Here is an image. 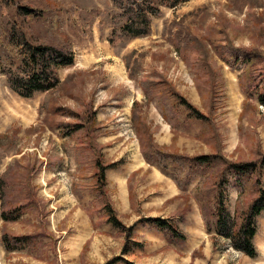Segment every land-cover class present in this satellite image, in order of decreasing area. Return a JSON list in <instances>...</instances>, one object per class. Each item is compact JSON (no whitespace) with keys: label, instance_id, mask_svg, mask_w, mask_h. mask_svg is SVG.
<instances>
[{"label":"rangeland","instance_id":"1","mask_svg":"<svg viewBox=\"0 0 264 264\" xmlns=\"http://www.w3.org/2000/svg\"><path fill=\"white\" fill-rule=\"evenodd\" d=\"M115 12L109 0H0V63L12 53L1 39L10 23L32 43L73 53L72 65L56 70L59 84L30 98L11 91L0 72V211L16 207L27 191L31 202L16 220L0 218V264H264V210L254 217V257L213 238L192 195L198 175L181 191L144 160L132 123L137 115L146 135L186 156L218 152L236 162L264 153V107L254 92L260 85L251 89L255 71L240 78L252 85L244 93L238 79L246 67L231 68L213 55L220 69L212 95L194 59L204 50L264 48V0L160 6L147 34L137 37L119 35ZM152 76L168 81L207 120L187 117L172 97L165 109L139 84ZM85 116L93 118V130L81 126ZM261 181L264 188V169ZM254 184L248 180L240 195L234 181L227 184L230 214L243 212ZM104 202L131 227L128 238L105 220ZM211 211L209 205V223ZM147 217L167 219L184 240L172 239ZM3 233L26 239L6 251Z\"/></svg>","mask_w":264,"mask_h":264},{"label":"trees","instance_id":"2","mask_svg":"<svg viewBox=\"0 0 264 264\" xmlns=\"http://www.w3.org/2000/svg\"><path fill=\"white\" fill-rule=\"evenodd\" d=\"M186 0H109L116 12L112 15L119 35L126 37H137L147 34L149 28V20L151 16H157L160 6L172 7L179 2ZM27 13L28 8L21 7ZM116 30V31H117ZM111 32H115V28ZM6 39L11 47V55L5 64L0 63V72L4 74L8 88L16 95L22 98H30L36 93L46 92L54 89L59 83L56 70L61 67L72 65L73 53L70 49H63L51 44L32 43L22 33L16 29L14 24L10 23L5 26V32L1 39ZM2 39V40H3ZM214 40V39H208ZM233 47V51L224 53H209L206 50L199 52L196 56L195 65L203 70L210 80V92L215 95L213 83L215 81V73L220 67L215 63L213 55L223 60L229 67H246L245 74L240 72L239 86L244 93L249 94L245 89V84L241 81V77L249 78V72L253 73L254 81L251 89L259 86L255 93V100L264 107V48L262 49H239ZM256 60H258L256 62ZM188 65V64H187ZM204 75V74H203ZM247 75V76H246ZM205 76V75H204ZM144 88L148 89L149 96L155 94L157 99L163 104L165 109L172 107L169 105L171 97L176 100V106L183 107L186 110L187 117L191 115L198 120H207L208 116L200 113L191 103L186 101L177 90L165 79L159 76L146 77L139 82ZM253 92V91H250ZM177 107L174 108L176 110ZM132 111V118L134 111ZM168 113V112H167ZM132 122L136 128L140 140V151L144 160L148 163L155 164L162 172L168 174L174 184L183 191L188 185V181L194 175H198V181L191 188L192 195L198 205L201 217L204 221L205 231L212 233L214 236L223 237L229 245L240 253L254 257L256 249L253 244V237L256 232L254 217L260 211L264 210V188L262 186L261 176L264 169V153L259 152L255 159L249 161L233 162L225 158L218 152L204 153L193 156H186L177 153L173 149H167L164 144L156 143L151 133L145 134L140 129L143 123L136 115ZM92 120V121H90ZM81 126H86L93 130V118L85 116L81 121ZM79 125L74 124V128ZM142 144V147H141ZM96 162V161H95ZM96 166H102L95 164ZM107 166V165H106ZM216 167V172L209 173L208 169ZM102 168V167H101ZM251 176H253L251 178ZM102 183L103 175L99 174L96 179ZM248 180L255 182L252 199L249 200L246 207L238 216L230 214L225 201L227 198V184L234 181L240 187L238 194H242L245 190L244 185ZM102 186V185H101ZM98 186H95L97 188ZM103 189H101L102 192ZM0 193L2 189L0 185ZM29 192L24 195L25 200L18 203L12 209L1 210L0 218L3 221L16 220L20 215V210L30 206L28 199ZM237 194V195H238ZM105 210V220L120 231L126 230V237H129L131 227H124L122 223L113 214V209L105 202L102 203ZM209 205L211 206V214L213 216L212 223L206 220ZM239 219V221L237 220ZM145 221L149 222L158 230H163L169 237L175 240H184V235L170 221L160 217H147ZM125 228V229H124ZM26 236L14 235L8 236L1 234L2 247L6 251L18 249L24 243ZM217 249V248H216ZM104 264H109V261ZM126 264H132L126 262Z\"/></svg>","mask_w":264,"mask_h":264},{"label":"crops","instance_id":"3","mask_svg":"<svg viewBox=\"0 0 264 264\" xmlns=\"http://www.w3.org/2000/svg\"><path fill=\"white\" fill-rule=\"evenodd\" d=\"M175 186V185H174ZM174 186H173V189H174ZM174 193V191H172V193L171 194H173Z\"/></svg>","mask_w":264,"mask_h":264}]
</instances>
